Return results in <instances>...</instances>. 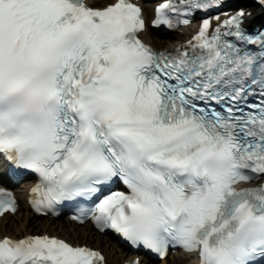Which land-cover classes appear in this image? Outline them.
Returning <instances> with one entry per match:
<instances>
[{"label":"snow or ice","instance_id":"obj_1","mask_svg":"<svg viewBox=\"0 0 264 264\" xmlns=\"http://www.w3.org/2000/svg\"><path fill=\"white\" fill-rule=\"evenodd\" d=\"M219 2L165 0L153 24ZM245 15L214 32L204 19L165 55L140 39L131 0H0V156L39 177L36 211L120 183L90 210L100 231L161 258L179 246L198 264H264V183L241 186L264 176V33L248 35ZM103 260L48 236L0 240V264Z\"/></svg>","mask_w":264,"mask_h":264},{"label":"bare ground","instance_id":"obj_2","mask_svg":"<svg viewBox=\"0 0 264 264\" xmlns=\"http://www.w3.org/2000/svg\"><path fill=\"white\" fill-rule=\"evenodd\" d=\"M110 2L111 1L104 2L103 4ZM141 3L144 7L147 6L144 0H142ZM244 4L245 1H242L241 6H243ZM143 38L147 43H149L153 47L159 46V50L173 48L175 43L172 42V39H177L180 42L185 39V37L181 36H170L167 40H159L148 31H145V33L143 34ZM16 196L20 201L19 209L12 217H5L0 222V237L11 236L9 234H12L13 236H18L21 233L27 234L30 231L37 229H41L42 232L46 233L45 228H47L48 231L51 233V236H56L55 233H58L59 235H61L59 237L68 238V232H71V236L73 238L79 237V239L74 240V244H78V240L81 241V244H92V247H94L95 249H99L103 252L106 264H119V262L121 261L120 259L124 257H131L130 255H126L123 249L119 248L116 243L112 242L105 235H93L88 226L75 227L67 223L66 221L55 222L43 219L41 223V221L35 220L27 211H25L23 204L24 190H17ZM3 224L6 225L5 228H3ZM168 259L169 262H167V259H165L160 264H191L188 259L179 256L169 257ZM142 264H146L143 258Z\"/></svg>","mask_w":264,"mask_h":264},{"label":"rangeland","instance_id":"obj_3","mask_svg":"<svg viewBox=\"0 0 264 264\" xmlns=\"http://www.w3.org/2000/svg\"><path fill=\"white\" fill-rule=\"evenodd\" d=\"M248 5V4H247ZM158 39V38H157ZM159 40H161V39H159ZM155 48H160L159 46H155ZM41 221V223H42V221L43 220H40ZM16 225V224H15ZM42 230L41 229H37L36 231H34V232H36V233H40ZM49 234H50V232H48ZM55 235H57V236H61V235H59L58 233H55ZM68 239L70 240V242H72V240H73V238L71 237V234H70V232H68ZM169 261V260H168Z\"/></svg>","mask_w":264,"mask_h":264}]
</instances>
